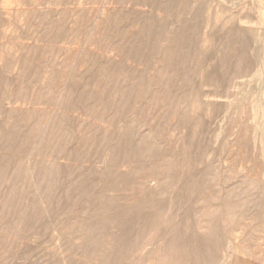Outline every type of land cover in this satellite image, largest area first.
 Here are the masks:
<instances>
[{
  "label": "rangeland",
  "instance_id": "rangeland-1",
  "mask_svg": "<svg viewBox=\"0 0 264 264\" xmlns=\"http://www.w3.org/2000/svg\"><path fill=\"white\" fill-rule=\"evenodd\" d=\"M163 1L0 0V264H264V0Z\"/></svg>",
  "mask_w": 264,
  "mask_h": 264
},
{
  "label": "bare ground",
  "instance_id": "bare-ground-1",
  "mask_svg": "<svg viewBox=\"0 0 264 264\" xmlns=\"http://www.w3.org/2000/svg\"><path fill=\"white\" fill-rule=\"evenodd\" d=\"M185 0H178L176 3H174L173 5L174 6H176V5H178V7H180V8H185L184 6H185ZM159 5H161L162 7H170V6H172V4L170 3V2H168V1H163L161 4H159ZM199 19V18H198ZM197 19V20H198ZM186 26V25H185ZM229 33L232 35V34H234L235 33V28H231L230 30H229ZM260 34V33H259ZM264 36V35H263ZM258 38V37H257ZM256 38V39H257ZM176 39V38H175ZM261 38H259V40H260ZM184 40V39H183ZM258 40V41H259ZM263 40V39H262ZM173 41V40H172ZM261 41V40H260ZM152 42V41H151ZM263 42V41H262ZM154 43V42H153ZM187 44H188V42H186ZM255 43V42H254ZM258 43V42H257ZM261 43V42H260ZM260 43H259V45H260ZM127 45V44H126ZM129 45V44H128ZM186 45V44H185ZM256 45V44H255ZM258 44H257V46H259ZM168 46V45H167ZM174 46H176V45H174ZM174 46H172L173 48H174ZM180 46V45H179ZM151 47V46H150ZM118 48V47H117ZM123 48V47H122ZM128 48V47H127ZM172 48V49H173ZM260 48V47H259ZM118 49H120V48H118ZM184 49V48H183ZM247 49H248V42L246 41V40H231V41H228L226 44H225V51H224V59H225V62L227 63V65H230V59L234 56V55H236V56H238L239 57V59H240V64L241 65H244V66H246L248 63H249V59H248V57H247ZM39 50V49H38ZM121 50V49H120ZM150 50V49H149ZM148 50V51H149ZM175 50V49H174ZM259 50H260V52H261V49H258V52H259ZM263 50V49H262ZM122 51V50H121ZM125 51V50H124ZM127 51H128V49H127ZM126 51V52H127ZM179 51V50H178ZM183 51H185V50H183ZM34 52H36L35 50H34ZM43 52V51H42ZM173 52V51H172ZM172 52H170V53H172ZM263 52V51H262ZM134 53V52H133ZM133 53H131V54H133ZM151 53V52H150ZM156 53V52H155ZM161 53H162V51H161ZM185 53V52H184ZM187 53V52H186ZM146 54H148V53H146ZM157 54V53H156ZM175 54V53H174ZM180 54V53H179ZM193 54V53H192ZM195 54V53H194ZM259 54V53H258ZM35 55V54H34ZM38 55V54H37ZM124 55V54H123ZM167 55V54H166ZM181 55V54H180ZM189 55V54H188ZM255 55V54H254ZM254 55H253V57H254ZM257 55V54H256ZM255 55V56H256ZM260 55V54H259ZM262 55V54H261ZM168 56V55H167ZM185 56V55H184ZM26 57H28V56H26ZM35 57V56H34ZM129 57V56H128ZM132 57V56H131ZM164 57V56H163ZM171 57H173L172 55H171ZM32 58V57H31ZM179 58H180V56H179ZM259 58V57H258ZM143 59V58H142ZM164 59V58H163ZM172 59H174V57L172 58ZM260 59V58H259ZM26 60V59H25ZM147 60V59H146ZM183 60V59H182ZM204 59L202 58V61H203ZM165 61V60H164ZM168 61V60H167ZM166 61V62H167ZM177 61V60H176ZM25 62H27V61H25ZM31 62V61H30ZM174 62V61H173ZM214 62H216V61H214ZM262 62V61H261ZM22 63V62H21ZM36 63H38V62H36ZM143 63V62H142ZM169 63V62H168ZM210 63H211V61H210ZM144 64V63H143ZM149 64H150V62H149ZM180 64V63H179ZM212 64V63H211ZM239 64V65H240ZM21 65V64H20ZM23 65V64H22ZM152 65V64H151ZM157 65H158V63H157ZM156 65V66H157ZM161 65H163V64H161ZM182 65V64H181ZM240 65V66H241ZM29 66H30V63H29ZM145 66H147L146 65V63H145ZM239 66V67H240ZM258 66V65H257ZM21 67L22 66H20V68L19 69H21ZM37 67V66H36ZM116 67H118V66H116ZM121 67V66H120ZM149 67V66H148ZM171 67H173V66H171ZM175 67V66H174ZM179 67V66H178ZM236 67V66H235ZM30 68V67H29ZM224 68V67H223ZM109 69V68H108ZM120 69V68H119ZM150 69H152V68H150ZM179 69H181V67L179 68ZM178 69V70H179ZM208 69H210V68H208ZM236 69V68H235ZM264 68H263V66H260L259 65V67H258V69L256 70V72H255V74L251 77V78H249V79H247V80H245V81H242V83H243V87L242 88H240V91H242L243 92V90L245 89V88H248L249 89V93H248V95H249V97H245V96H242L241 94H239L240 96V101H247V100H251V102H252V114H253V123H254V134L256 135L257 133H259L260 131H261V133H262V137L264 138V70H263ZM115 70V69H114ZM158 70H160L159 68H158ZM174 70V69H173ZM241 70V69H240ZM248 70V69H247ZM38 71V70H37ZM3 72V71H2ZM115 72V71H114ZM171 72V71H170ZM32 73V72H31ZM119 73V72H118ZM169 73V72H168ZM21 74V73H20ZM39 74V73H38ZM162 74V73H161ZM237 74V73H236ZM31 75V74H30ZM39 76V75H38ZM30 77V76H29ZM115 77V76H114ZM118 77V76H117ZM167 77V76H166ZM209 77H211V79H212V81L214 82V83H219L220 81H218L219 80V78H217V72L215 71V68H213V70L211 71V73L209 74ZM37 78V77H36ZM233 78V77H232ZM5 79V78H4ZM181 79V78H180ZM6 80V79H5ZM141 80V79H140ZM167 80H168V78H167ZM217 80V81H216ZM232 80V79H231ZM28 81V80H27ZM35 82H36V80H34ZM180 81V80H179ZM229 81V80H228ZM227 81V82H228ZM138 82V81H137ZM4 83H6V82H3V84ZM21 83H22V81H21ZM32 83L33 82H31L30 84L32 85ZM136 83V82H135ZM139 83V82H138ZM142 83H144V82H142ZM153 84H154V82H153ZM201 84H202V82H201ZM200 84V85H201ZM224 84V83H223ZM135 85V84H134ZM175 85H178V84H175ZM203 85V84H202ZM205 85V84H204ZM208 85H209V83H208ZM208 85H206V86H208ZM213 85V84H212ZM3 86V85H2ZM21 86H23V85H21ZM128 86H130V85H128ZM167 86V85H166ZM195 86V85H194ZM217 86V85H216ZM215 86V87H216ZM226 86H227V84H226ZM27 87H28V85H27ZM136 87V86H135ZM175 87V86H174ZM173 87V89H175ZM204 87V86H203ZM223 87V86H222ZM9 88V87H8ZM34 88V87H33ZM48 88V87H47ZM129 88V87H128ZM139 88H140V86H139ZM147 88V87H146ZM179 88V87H178ZM219 88H221V87H219ZM11 89V88H10ZM31 89V88H30ZM124 89H126V88H124ZM154 89H156V88H154ZM180 89V88H179ZM216 89V88H215ZM2 90H4V89H2ZM2 90H1V92H2ZM27 90H29V89H27ZM27 90H25V92L27 91ZM66 90V89H65ZM159 90V89H158ZM162 90V89H161ZM224 90H225V88H224ZM6 91V90H5ZM17 91V90H16ZM30 91V90H29ZM54 91V90H53ZM169 91V90H168ZM176 91V90H175ZM193 91V90H192ZM206 91V90H205ZM38 92H40V91H38ZM68 92V91H67ZM132 92V91H131ZM165 92V91H164ZM197 92V91H196ZM209 92V94H210V91H208ZM217 92V91H216ZM3 93V92H2ZM27 93V92H26ZM62 93V92H61ZM60 93V94H61ZM129 93V92H128ZM139 93V92H138ZM138 93H137V95H138ZM150 93H151V91H150ZM169 93V92H168ZM32 94V93H31ZM65 94V93H64ZM72 94V93H71ZM144 94V93H143ZM208 94V95H209ZM9 95V94H8ZM13 95H15V93H13ZM129 95V94H128ZM136 95V96H137ZM146 95V94H145ZM64 96V95H63ZM71 96V95H70ZM121 96H122V94H121ZM144 96V95H143ZM152 95H150V97H151ZM168 96H170V95H168ZM167 96V97H168ZM197 96V95H196ZM207 96V95H206ZM211 96V95H210ZM40 97V96H39ZM145 97V96H144ZM184 97V96H183ZM12 98H14V97H12ZM31 98V97H30ZM41 98V97H40ZM64 98V97H63ZM163 98V97H162ZM73 99V98H72ZM146 99V98H145ZM194 99V98H193ZM192 99V100H193ZM196 99V98H195ZM199 99H201V98H199ZM37 100V99H36ZM135 100V99H134ZM151 100V99H150ZM167 100V99H166ZM24 101H25V99H24ZM64 101V100H63ZM20 102V101H19ZM39 101H37L36 103H38ZM62 102V101H61ZM60 102V103H61ZM126 102V101H125ZM1 103V102H0ZM35 103V104H36ZM63 104H64V102H62ZM210 103V102H209ZM39 104V103H38ZM125 104V103H124ZM124 104H122V105H124ZM165 105V104H164ZM203 105H204V103H203ZM212 105V104H211ZM200 106H202L201 105V103H200ZM213 106V105H212ZM215 106V105H214ZM213 106V107H214ZM221 106V105H220ZM77 107V106H76ZM210 107V106H209ZM219 107V106H218ZM64 108V107H63ZM202 108V107H201ZM200 108V109H201ZM65 109V108H64ZM218 110V109H217ZM73 111V110H72ZM67 112V111H66ZM211 112V111H210ZM212 112H213V110H212ZM75 113V112H74ZM7 114V113H6ZM214 114V113H213ZM212 114V115H213ZM207 115V114H206ZM194 116V115H193ZM261 116H262V121H260L259 123H258V120H261ZM41 117V116H40ZM224 117V116H223ZM199 118V117H198ZM202 118V117H201ZM207 118H209V117H207ZM211 118V117H210ZM205 119V118H204ZM223 119V118H222ZM117 120H119V119H117ZM184 120V119H183ZM181 121V120H180ZM194 121V120H193ZM196 122V121H195ZM209 122V121H208ZM193 123V122H192ZM32 125V124H31ZM69 126V125H68ZM201 126V125H200ZM200 126H199V128H200ZM203 126V125H202ZM205 126V125H204ZM203 126V127H204ZM22 126H20V128H21ZM32 127V126H31ZM33 127H35V126H33ZM182 128V127H181ZM187 128V127H186ZM11 129H12V127H11ZM190 131V130H189ZM200 131V130H199ZM207 132V131H206ZM130 133V132H129ZM128 133V134H129ZM189 133V132H188ZM188 133H187V135H188ZM194 133H195V131H194ZM203 134V133H202ZM204 134H205V132H204ZM186 135V136H187ZM254 135V136H255ZM127 136V135H126ZM256 138H257V136H256ZM189 139H190V137H189ZM196 139V138H195ZM209 139V138H208ZM254 139H255V137H254ZM185 140V139H184ZM205 140H207V138L205 139ZM203 141V140H202ZM208 141V140H207ZM186 142V141H185ZM64 144V143H63ZM253 144H254V142H253ZM243 145V144H242ZM255 145V144H254ZM12 146V145H11ZM108 146H109V144H108ZM204 146H206V143H205V145ZM226 146V145H225ZM107 147V146H106ZM83 148V147H82ZM89 148V147H88ZM87 148V149H88ZM196 148V147H195ZM194 148V149H195ZM256 148V147H255ZM15 149V148H14ZM81 149V148H80ZM117 149H119V148H117ZM226 149V148H225ZM125 150V149H124ZM201 150H203V149H201ZM253 150H254V148H253ZM256 150V149H255ZM28 151V150H27ZM88 151V150H87ZM239 151V150H238ZM70 152V151H69ZM79 152V151H78ZM77 152V153H78ZM102 152V151H101ZM211 152V151H210ZM209 152V153H210ZM21 153H23V152H21ZM193 153V152H192ZM69 154V153H68ZM83 154V153H82ZM82 154H80V155H82ZM87 154H88V152H87ZM86 154V155H87ZM106 154V153H105ZM212 154V153H211ZM232 154V153H231ZM238 154V153H237ZM109 155V154H108ZM132 155V154H131ZM240 155V154H239ZM84 156V155H83ZM156 156V155H155ZM253 156H254V153H253ZM100 157H101V155H100ZM133 157V156H132ZM131 157V158H132ZM166 157H168V156H166ZM208 157V156H207ZM230 157V156H229ZM239 157V156H238ZM129 158V157H128ZM130 158V159H131ZM161 158V157H160ZM169 158V157H168ZM217 158V157H216ZM78 159V158H77ZM85 159V158H84ZM166 159V158H165ZM234 159V158H233ZM97 160V159H96ZM239 160V159H238ZM155 161V160H154ZM159 161V160H158ZM161 161V160H160ZM172 161V160H171ZM233 161V160H232ZM77 162H78V160H77ZM170 162V161H169ZM206 162V161H205ZM242 162V161H241ZM79 163V162H78ZM233 163V162H232ZM238 163V162H237ZM112 164H113V162H112ZM212 164V163H211ZM242 164V163H241ZM2 165V164H1ZM10 165V164H9ZM12 165V164H11ZM232 165H234V164H232ZM240 165V164H239ZM3 166V165H2ZM121 166H122V164H121ZM120 166V167H121ZM205 167H206V165H204ZM208 166V165H207ZM210 166V165H209ZM244 166V165H243ZM1 167V166H0ZM164 167V166H163ZM184 167V166H183ZM235 167V166H234ZM3 168V167H2ZM174 168V167H173ZM4 169V168H3ZM117 169V168H116ZM204 170V169H203ZM242 170H244V169H242ZM187 171V170H186ZM199 171V170H198ZM212 172V171H211ZM157 173V172H156ZM188 173V172H187ZM199 173V172H198ZM146 174H147V172H146ZM150 174V173H149ZM81 176H82V173L80 174ZM148 175V174H147ZM185 175V174H184ZM208 175V174H207ZM206 175V176H207ZM71 176V175H70ZM84 176V175H83ZM176 176H178V175H176ZM186 176V175H185ZM171 177H173V176H171ZM193 177V176H192ZM208 177H209V175H208ZM76 178H79V177H77L76 176ZM150 179V178H149ZM182 179V178H181ZM185 179V178H184ZM184 179H182V180H184ZM188 179H189V177H188ZM188 179H186L187 181H188ZM76 180V179H75ZM161 180V179H160ZM163 180H165V179H163ZM162 180V181H163ZM70 181V180H69ZM68 181V182H69ZM77 181V180H76ZM149 181V180H148ZM195 181V180H194ZM207 181V180H206ZM161 183V182H160ZM190 183V182H189ZM193 183V182H192ZM197 183V182H196ZM205 183H207V182H204V184ZM181 184V183H180ZM183 184V183H182ZM191 184V183H190ZM72 185V184H71ZM195 185V184H194ZM197 185L198 184H196V189L199 187H197ZM112 186V185H111ZM146 186V185H145ZM184 186V185H183ZM203 186V185H202ZM205 186V185H204ZM217 186V185H216ZM170 187V186H169ZM184 188V187H183ZM191 188V187H190ZM189 188V189H190ZM217 188V187H216ZM67 189H69V187L67 188ZM176 189V188H175ZM179 189H180V187H179ZM200 189V188H199ZM111 190V189H110ZM178 191V190H177ZM217 191V190H216ZM87 192V191H86ZM197 192H198V189H197ZM196 192V193H197ZM203 192V191H202ZM68 193V192H67ZM162 193H164V192H162ZM171 193H173V192H171ZM218 193V192H217ZM178 195H179V193H177ZM195 194V193H194ZM214 194H215V192H214ZM234 194V193H233ZM174 195H175V193H174ZM186 195V197L188 196L187 194H185ZM184 195V196H185ZM161 196V195H160ZM177 196V195H176ZM197 196V195H196ZM201 196V195H200ZM180 197V196H179ZM185 197V198H186ZM233 197V196H232ZM160 198V197H159ZM171 198V197H170ZM178 198V197H177ZM182 198V197H181ZM184 198V197H183ZM205 198V197H204ZM216 198H217V196H216ZM196 199V198H195ZM206 199H208V198H206ZM106 200V199H105ZM166 200V199H165ZM212 200V199H211ZM216 200V199H215ZM160 201V200H159ZM171 201V200H170ZM186 201V200H185ZM191 201V200H190ZM167 202H169V201H167ZM193 202V201H192ZM103 203H105V201L103 202ZM194 203L196 204V202L194 201ZM199 203H201V202H199ZM220 203V202H219ZM231 203V202H230ZM233 203V202H232ZM184 204H185V202H184ZM187 204V203H186ZM202 204V203H201ZM193 205V204H192ZM214 205V204H213ZM160 206H161V204H160ZM210 207V206H209ZM97 208V207H96ZM167 208V207H166ZM191 208V207H190ZM208 208V207H207ZM222 208V207H221ZM232 208V207H231ZM253 208V207H252ZM82 209V208H81ZM176 209V208H175ZM222 209H224V208H222ZM98 210V209H97ZM181 210V209H180ZM195 210V209H194ZM198 210V209H197ZM206 210V209H205ZM154 211V210H153ZM165 211V210H164ZM176 211V210H175ZM184 211V210H183ZM182 211V212H183ZM196 211V210H195ZM221 211V210H220ZM227 211V210H226ZM186 212V211H185ZM222 212V211H221ZM249 212H250V209H249ZM152 213V212H151ZM168 213V212H167ZM174 213V212H173ZM173 213H172V215H173ZM190 213V212H189ZM188 213V214H189ZM205 213V212H204ZM207 213V212H206ZM236 213V211L234 212V214ZM144 213H142V215H143ZM182 214H184V213H182ZM181 214V215H182ZM187 214V213H186ZM196 214V213H195ZM208 214V213H207ZM206 214V215H207ZM224 214H225V212H224ZM233 214V213H232ZM251 214V213H250ZM253 214V213H252ZM160 216H161V213L159 214ZM171 215V216H172ZM180 215V216H181ZM190 215V214H189ZM205 215V214H204ZM227 215H228V213H227ZM226 215V216H227ZM230 215V214H229ZM191 216H193V215H191ZM190 216V217H191ZM221 216V215H220ZM223 216V215H222ZM226 216H224V218L226 217ZM150 217H151V215H150ZM199 217V216H198ZM208 217V216H207ZM212 217V216H211ZM210 217V218H211ZM256 217V216H255ZM170 218H172V217H170ZM181 218V217H180ZM186 218V217H185ZM184 217H183V219H185ZM187 218H189V217H187ZM193 218V217H192ZM232 218V217H231ZM236 218V217H235ZM248 218H250V217H248ZM252 218V217H251ZM148 219H149V216H148ZM198 219V218H197ZM233 219V218H232ZM245 219H247V218H245ZM253 219V218H252ZM134 220V219H133ZM170 220V219H169ZM173 220V219H172ZM171 220V221H172ZM196 220V219H195ZM256 220V219H255ZM259 220V219H258ZM258 220H256V221H258ZM168 221V220H167ZM183 221H185V220H183ZM191 221H192V219H191ZM223 221V220H222ZM235 221H237V220H235ZM260 221V220H259ZM264 221V220H263ZM117 222H118V220H117ZM146 222V221H145ZM149 222V221H148ZM204 222V221H203ZM125 223V222H124ZM154 223V222H153ZM173 223H174V221H173ZM206 223V222H205ZM236 223V222H235ZM243 223V222H242ZM127 224V223H126ZM219 224V223H218ZM140 225V224H139ZM184 225V224H183ZM183 225H181V226H183ZM214 225V224H213ZM258 225V224H257ZM126 226H128V225H126ZM179 226V225H178ZM207 226V225H206ZM225 226V225H224ZM246 226V225H245ZM125 227V226H124ZM141 227H142V225H141ZM143 227H144V225H143ZM147 227V226H146ZM157 227V226H156ZM162 227V226H161ZM160 227V228H161ZM196 227V226H195ZM200 227V226H199ZM250 227V226H249ZM222 228V227H221ZM258 228H260V227H258ZM148 229V228H147ZM146 229V230H147ZM182 229V228H181ZM198 229V228H197ZM124 230V229H123ZM145 230V231H146ZM159 230V229H158ZM170 230V229H169ZM183 230V229H182ZM193 230H194V228H193ZM192 230V231H193ZM252 230V229H251ZM257 230V229H256ZM160 231V230H159ZM177 231V233H176V235L179 233L180 234V230H176ZM175 231V232H176ZM179 231V232H178ZM195 231V230H194ZM203 231V230H202ZM211 231H213V230H211ZM241 231H242V229H241ZM246 231V230H245ZM105 232V231H104ZM140 232V231H139ZM147 232V231H146ZM162 232V231H161ZM182 232V231H181ZM206 232V231H205ZM217 232H218V229H217ZM216 232V233H217ZM237 232V231H236ZM239 232V231H238ZM252 232H254V231H252ZM257 232V231H256ZM259 232H261V231H259ZM262 232H263V230H262ZM261 232V233H262ZM123 233H124V231H123ZM182 233H184V232H182ZM189 233H192V232H189ZM194 233V232H193ZM196 233H198V232H196ZM213 233V235H214V232H212ZM215 233V234H216ZM220 233V232H219ZM218 233V234H219ZM241 233V232H240ZM239 233V234H240ZM264 233V232H263ZM103 234V233H102ZM128 234V233H127ZM126 234V235H127ZM211 234V233H210ZM209 234V235H210ZM223 234V233H222ZM141 235V234H140ZM139 235V236H140ZM145 235H146V233H145ZM159 235H161V234H159ZM175 235V234H174ZM175 235V236H176ZM181 235V234H180ZM187 235V234H186ZM204 235H205V233H204ZM237 235H238V233H237ZM250 235V234H249ZM122 236V235H121ZM200 236V235H199ZM215 236V235H214ZM222 235H220V237H221ZM238 236H240V235H238ZM237 236V237H238ZM241 236H242V234H241ZM248 236V235H247ZM124 237V236H123ZM169 237V236H168ZM174 237V236H173ZM177 237V236H176ZM207 237V236H206ZM209 237V236H208ZM216 237V236H215ZM227 237V236H226ZM236 237V236H235ZM255 237V236H254ZM142 238V237H141ZM145 238H146V236H145ZM171 238V237H170ZM122 239V238H121ZM128 239H130L129 237H128ZM172 239V238H171ZM176 239V238H175ZM202 239V238H201ZM200 238H198L196 235L194 236V234H190V235H187V236H184L183 237V242L188 246V256H187V258H186V263L185 264H201V263H203V260H202V256H203V253L204 252H206L205 251V249H204V241H202ZM207 239V238H206ZM244 239V238H243ZM256 239V238H255ZM125 240V239H124ZM231 240V239H230ZM121 241V240H120ZM176 241V240H175ZM209 241V240H208ZM216 241V240H215ZM214 241V242H215ZM229 241V240H228ZM231 241H234V240H231ZM116 242V241H115ZM118 242V241H117ZM126 242V241H125ZM134 242V241H133ZM211 242V241H210ZM240 242V241H239ZM243 242V241H242ZM124 243V242H123ZM169 243V242H168ZM180 243V242H179ZM208 243V242H207ZM120 244H121V242H120ZM131 244V243H130ZM129 244V245H130ZM138 244V243H137ZM223 244V243H222ZM124 245V244H123ZM258 245V244H257ZM117 246V245H116ZM128 246V245H127ZM131 246V245H130ZM137 246V245H136ZM210 247V246H209ZM223 247V246H222ZM119 248V247H118ZM124 248V247H123ZM128 248V247H127ZM174 248V247H173ZM207 248V247H206ZM219 248V247H218ZM233 248H235L234 246H233ZM237 248H239V247H237ZM248 248V247H247ZM124 249H126V246H125V248ZM175 249H176V247H175ZM231 249V248H230ZM260 249V248H259ZM119 250V249H118ZM128 250V249H127ZM130 250V249H129ZM174 250V249H173ZM261 250V249H260ZM122 251V250H121ZM124 251V250H123ZM126 251V250H125ZM160 251V250H159ZM215 251V250H214ZM228 251V250H227ZM116 252V251H115ZM128 252V251H127ZM230 252V251H229ZM160 253V252H159ZM172 253V252H171ZM174 253H176V252H174ZM182 253V252H181ZM212 253V252H211ZM210 253V254H211ZM215 253V252H214ZM114 254V253H113ZM127 254V253H126ZM224 254H226V253H224ZM116 255V254H115ZM161 255V254H160ZM184 255V254H183ZM114 256V255H113ZM167 256V255H166ZM213 256H215L214 254H213ZM213 256H212V254H211V260H213ZM255 256V255H254ZM170 257H172V256H170ZM101 258V257H100ZM113 258V257H112ZM111 258V259H112ZM160 259V258H159ZM161 260V259H160ZM208 260V259H207ZM227 260V259H226ZM101 261V260H100ZM206 260L204 259V262H205ZM110 262V261H109ZM167 262V261H166ZM166 262H165V264H166ZM208 264V263H207ZM222 264V263H221Z\"/></svg>",
  "mask_w": 264,
  "mask_h": 264
}]
</instances>
